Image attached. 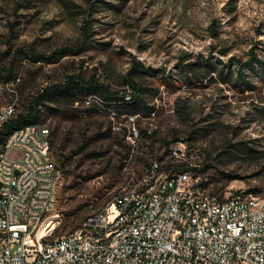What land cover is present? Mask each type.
I'll return each mask as SVG.
<instances>
[{"label":"rangeland","instance_id":"rangeland-1","mask_svg":"<svg viewBox=\"0 0 264 264\" xmlns=\"http://www.w3.org/2000/svg\"><path fill=\"white\" fill-rule=\"evenodd\" d=\"M92 1L105 5L93 11L86 0H0V108L24 110L67 75L94 78L127 98V80L144 89L146 106L131 115L97 93L64 109L56 102L44 108L62 170L52 237L101 211L129 172L140 174L156 157L170 164L169 148L179 142L196 151L193 161L212 192L240 188L264 196V81L248 68L247 85L219 73L230 61L236 71L235 62L250 53L264 60V0ZM83 10L95 32L87 50L29 56L77 43ZM204 61L200 80L189 67Z\"/></svg>","mask_w":264,"mask_h":264},{"label":"built area","instance_id":"built-area-1","mask_svg":"<svg viewBox=\"0 0 264 264\" xmlns=\"http://www.w3.org/2000/svg\"><path fill=\"white\" fill-rule=\"evenodd\" d=\"M14 115L0 108V127ZM176 144L170 164L156 157L129 172L101 211L52 237L62 170L50 128L12 130L0 143V264H264V196L212 192L196 151Z\"/></svg>","mask_w":264,"mask_h":264},{"label":"trees","instance_id":"trees-1","mask_svg":"<svg viewBox=\"0 0 264 264\" xmlns=\"http://www.w3.org/2000/svg\"><path fill=\"white\" fill-rule=\"evenodd\" d=\"M86 1L91 4L90 9L93 11H97L105 5L104 1H102L101 4H93L92 0ZM120 4H123V2H121ZM89 10H83V12L86 13V18L80 28V36L77 39V43L71 46H65L60 50L55 51L51 56L46 57L42 56L39 53H31L29 54V56L31 58H34V60L51 59L52 57H54L53 59H57L64 53L77 54L87 50L88 47L91 46L92 37L95 34L92 26L93 19L87 18V15L90 12ZM212 34H215L214 30ZM19 52L24 53V51ZM231 62L232 61L224 66L226 69L223 66L220 67L219 73L223 76L225 82L234 83L235 75L236 82L247 85L249 82L246 80V78L243 77V75L245 74L244 71L247 68L251 70H257L258 77L262 81H264V60L259 58L257 55L250 53L249 58L244 63L236 61V71L230 69L229 65L233 63ZM207 63L208 61H204L201 64H194L197 65L196 68L189 67V71H193L195 73L194 76L198 74L197 79L201 80L200 77H203L202 72L206 69ZM138 66H140V64H138ZM216 68L217 67L215 66V69ZM134 69H136V67ZM224 69L225 73L223 72ZM11 75L12 72L10 70L7 74V78L11 77ZM168 81L170 80H165L166 83H168ZM126 83L130 88L128 92L129 98H127L126 93L118 95L117 93L111 92L107 87L99 83L94 78L85 79L83 77L78 78V76L75 75H67L63 82H57L43 87L32 98L30 104L26 109L18 111L17 108H15V115L9 118L0 127V143L3 142L6 136L16 128L30 124H40L44 122V108H46L45 110H53V108L50 107L49 104L55 102L63 104L61 109H64V105H72L76 101H79L82 97L85 99L87 96L97 93L104 100L105 104H113L116 107L118 106L122 108L125 113L131 114L142 111L143 107L146 106L145 98L143 96L144 89L138 82L132 79L127 80ZM249 152H253L252 149H249Z\"/></svg>","mask_w":264,"mask_h":264},{"label":"bare ground","instance_id":"bare-ground-1","mask_svg":"<svg viewBox=\"0 0 264 264\" xmlns=\"http://www.w3.org/2000/svg\"><path fill=\"white\" fill-rule=\"evenodd\" d=\"M54 227H56V224L54 225Z\"/></svg>","mask_w":264,"mask_h":264}]
</instances>
